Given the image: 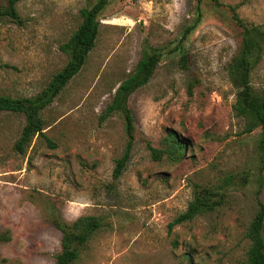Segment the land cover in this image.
I'll return each instance as SVG.
<instances>
[{"label": "rangeland", "instance_id": "1", "mask_svg": "<svg viewBox=\"0 0 264 264\" xmlns=\"http://www.w3.org/2000/svg\"><path fill=\"white\" fill-rule=\"evenodd\" d=\"M95 1L22 0L20 23L0 16V94L40 92L68 60L60 46L80 23V9ZM220 1L109 0L85 63L41 112L55 146L36 137L18 153L14 142L25 116L0 111V264H53L60 250L54 221L80 215H96L101 225L73 264H242L245 229L257 197L264 202V166L260 128L243 132L233 109L235 89L225 68L242 27L230 5L243 22L264 29V0ZM5 4L0 0V9ZM145 39L162 57L129 97L136 138L113 180L114 159L126 143L124 123L119 114L100 115L133 71ZM179 51L187 53L186 68L178 64ZM251 81L264 89V54ZM170 130L187 141L185 158L152 160L145 140L161 147ZM228 175L235 183L218 210L168 232L195 185L219 184Z\"/></svg>", "mask_w": 264, "mask_h": 264}, {"label": "trees", "instance_id": "2", "mask_svg": "<svg viewBox=\"0 0 264 264\" xmlns=\"http://www.w3.org/2000/svg\"><path fill=\"white\" fill-rule=\"evenodd\" d=\"M20 1L22 0H6V4L0 9V16L6 15L15 22L20 23L21 18L17 10V4ZM108 1L96 0L90 7L80 9V23L68 40L60 46L67 53L68 60L59 71L52 75L47 85L40 92L33 96L17 97L0 94V111L22 113L25 116V124L19 137L14 142V148L18 153L24 154L36 137H42L50 146H55L45 134L46 123L41 112L53 102L54 98L85 63L88 53L95 45L99 32L100 21L98 15ZM212 2L216 6L222 4L220 0H212ZM230 8L233 18L242 27V31L237 51L231 57L225 69L228 80L235 89L233 109L236 116L244 120L243 132H251L256 128L261 130L259 158L260 169H262L264 166V89H257L252 85L251 75L264 54V29L260 25L243 22L237 14L235 6L230 5ZM194 26L196 25L192 24L185 29L181 36L182 40L186 38L187 33ZM161 57V50L149 45L145 39L141 56L133 71L122 80L116 88L111 102L100 115V120H103L116 113L120 115L124 123L126 143L121 156L114 159L113 180H117L121 176L136 138L134 116L128 104L129 97L137 88L145 85L150 80ZM177 61L181 68H186L187 53L179 51ZM194 87V81L188 82L187 93L189 95H193ZM162 144L161 147H155L149 140H145L146 148L149 150L152 160L159 161L165 156L170 162H179L185 158L187 141L179 137L173 130L164 135ZM234 183L235 176L228 175L219 184L195 185L192 198L186 209L177 214L167 224L168 232H171L177 224L192 221L197 216L218 210L225 202L226 187ZM54 225L60 232V250L54 256L53 264H73L79 258L81 248L100 227L101 223L96 215H80L72 222L55 220ZM263 230L264 202L257 197L256 210L244 232L248 245L242 264H264Z\"/></svg>", "mask_w": 264, "mask_h": 264}]
</instances>
